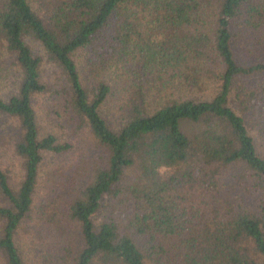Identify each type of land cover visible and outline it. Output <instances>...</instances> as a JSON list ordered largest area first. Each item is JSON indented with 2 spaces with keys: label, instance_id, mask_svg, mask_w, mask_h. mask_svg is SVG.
<instances>
[{
  "label": "trees",
  "instance_id": "1",
  "mask_svg": "<svg viewBox=\"0 0 264 264\" xmlns=\"http://www.w3.org/2000/svg\"><path fill=\"white\" fill-rule=\"evenodd\" d=\"M0 90V264H264V0H0ZM45 96L106 153L63 209L36 195L71 149L40 134ZM230 168L257 210L209 208Z\"/></svg>",
  "mask_w": 264,
  "mask_h": 264
},
{
  "label": "rangeland",
  "instance_id": "2",
  "mask_svg": "<svg viewBox=\"0 0 264 264\" xmlns=\"http://www.w3.org/2000/svg\"><path fill=\"white\" fill-rule=\"evenodd\" d=\"M30 46L35 54L42 55L35 44L31 43ZM81 57H83V54H78L74 57V60L79 72L85 76L82 73L83 58ZM45 69L43 80L52 81L49 76V67H45ZM6 93V90H0V95L3 97ZM32 105L37 115L41 136L52 134L59 143H67L71 146L66 154L59 156L46 155L41 166L36 192V195L41 199L46 198L50 203L54 202V204H58L57 207L63 209L66 201L76 196L78 185L80 186L82 182H85L86 178L91 176L98 165H104L106 153L93 143L92 137L86 130L77 128L76 122H74L68 110L63 107L62 101L46 96L36 97ZM100 113L109 125L116 127L118 120L115 116L114 107L109 108L106 106ZM14 127L15 124L11 120L0 119V167L9 169L10 165L14 172V176H10L12 186H15L18 175L16 169L18 164L16 161L13 162L12 149L10 148ZM249 131L254 137L255 130L249 128ZM218 181L221 188L218 190L217 200L214 204L209 205L210 209L223 208L224 202L232 206H239L240 204L254 210L258 209L263 196L252 190L246 173L244 174L240 169L230 168L222 172V175L218 177ZM58 198L61 200L56 203ZM101 219L102 216L98 215L94 218V222L98 223ZM21 243L22 249H25L24 240H21ZM38 243L39 248L40 245H44L43 240H39ZM30 250H32V246Z\"/></svg>",
  "mask_w": 264,
  "mask_h": 264
}]
</instances>
